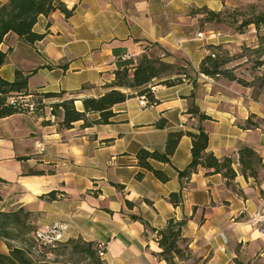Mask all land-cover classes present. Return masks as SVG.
<instances>
[{
	"label": "crops",
	"instance_id": "crops-1",
	"mask_svg": "<svg viewBox=\"0 0 264 264\" xmlns=\"http://www.w3.org/2000/svg\"><path fill=\"white\" fill-rule=\"evenodd\" d=\"M60 1L73 14L66 17L58 10L40 16L34 31L43 40L29 45L14 33L6 36L4 79L13 81L16 70L31 74L30 92L64 91L83 111L84 99L109 90L119 57L157 55L169 64L184 63L194 77L175 86L152 84L155 105L142 109L136 95L114 107L109 125L84 128L81 121L64 129L48 112L46 117L19 113L0 119V177L5 181L0 211L24 208L36 216L37 229L68 223L66 239L107 245L105 264H167L158 256L157 231L172 218L187 221L183 237L190 255L179 264H264V240L248 223L264 200V133L246 126L250 116H264V106L246 87L199 73L206 45L224 41L219 33L199 30L200 17L190 10L221 11V5L217 0ZM192 105L210 119L189 114ZM89 117L99 119L98 114ZM161 119L167 121L164 129L155 127ZM198 127L209 135L208 151L233 159L235 178L200 168L189 180L180 179L179 171L192 159L188 136L171 163H153L169 176L167 183L138 165L141 148L162 152L169 132ZM245 146L260 157L255 177L242 173L238 151ZM54 191L57 198L48 199ZM174 192L181 193L179 206L169 200ZM0 252L9 253L1 240Z\"/></svg>",
	"mask_w": 264,
	"mask_h": 264
},
{
	"label": "trees",
	"instance_id": "trees-1",
	"mask_svg": "<svg viewBox=\"0 0 264 264\" xmlns=\"http://www.w3.org/2000/svg\"><path fill=\"white\" fill-rule=\"evenodd\" d=\"M61 11L66 17H71L73 10H69L60 0H9L5 4H0V70L6 64L7 53L1 49L6 36L10 33L18 35L22 41L29 45H34L44 39L43 34L34 31V27L40 16L49 17L56 11ZM206 15V22L225 21L234 18V23L238 24L236 29L240 32L251 25L255 27L258 46L255 49L245 48L251 52L250 56L254 61V67L264 68V11H258L256 6L250 5L247 9L236 11L234 14L215 12L209 9L202 11ZM240 16V17H239ZM119 54L118 49L115 50ZM246 55H242L244 57ZM234 58L227 55L210 53L202 59L199 65V73L210 78L236 82L243 87L255 89V83L238 77L233 69L227 67ZM173 64L166 63L155 57L143 54L137 60L118 59V69L115 71V80L108 85L109 90L99 98H86L82 101L84 110L79 111L75 106V99L67 97V93L30 92L29 79L31 74H26L21 70H16L15 79L8 81L0 74V119L7 118L19 113H30L28 109L19 104H12L13 97L30 96L36 106L31 114L37 117H46L47 112L55 118L60 119L59 126L64 129H71L74 124L83 122L82 127H92L94 125H109L115 117L114 107L122 104L136 95H148L152 98L150 86L154 83L165 86H175L189 80L188 73H177L173 79ZM184 70L185 67H179ZM185 71V70H184ZM259 81L264 79L258 78ZM264 84H262L263 86ZM87 87H84L86 89ZM130 90L131 92H126ZM57 100L50 102V100ZM188 113L198 115L201 120H209L210 117L200 114L199 110L192 105ZM98 114V120L90 119V115ZM251 120H247L250 125ZM166 119H161L155 124L158 129L166 127ZM253 127V126H248ZM184 136L191 138L192 159L186 169L179 171L180 179L189 180L191 176L204 168L207 174H222L227 179L236 177L233 168L234 161L226 157L220 159L214 153L208 151L209 135L203 127H198L195 132L191 131H171L168 133L164 151L149 150L141 148L137 153L138 165L147 171L152 172L158 180L167 183L170 178L162 170L154 167L153 163L169 164ZM239 163L242 173L247 176L257 175L256 165L260 160L254 148L245 146L239 151ZM142 178V173L138 174V179ZM5 181L0 177V183ZM58 192H51L48 199L57 198ZM2 196L0 194V201ZM169 200L175 206L181 204L182 196L180 192L170 194ZM33 213L20 208L13 212L0 211V240L8 246L9 253L0 252V264H60L45 260H35L34 255L46 258L49 253L57 252L58 256L66 255L70 250L72 254L83 259L90 260L91 264H105V260L99 256V244L87 242L82 238L65 239L56 244L55 247L40 245L34 238L37 225L31 220ZM133 219L140 220L144 225L149 226L142 218L133 216ZM187 221L170 219L166 228L158 230V243L161 252L159 258L167 264H179L190 255L189 241L183 237V228ZM154 230V229H153ZM155 231V230H154ZM20 246H18V245Z\"/></svg>",
	"mask_w": 264,
	"mask_h": 264
},
{
	"label": "rangeland",
	"instance_id": "rangeland-1",
	"mask_svg": "<svg viewBox=\"0 0 264 264\" xmlns=\"http://www.w3.org/2000/svg\"><path fill=\"white\" fill-rule=\"evenodd\" d=\"M217 3L221 5V11L212 10L215 12H223L229 14H234L236 11H241L247 9L250 5L256 6L258 11H264V0H217ZM205 9H209L208 7L197 8L193 7L190 10V14L194 16H199L198 25L199 30H211L212 32L209 35L220 34L219 38L221 41H224L218 45H206L207 51L210 53L219 54L221 56H229L234 58L232 62H230L227 67L233 69L235 74L247 81L255 83L254 87L247 88L250 90V94L253 98L257 99L260 104L264 106V81H259L258 78L264 79V68L258 69L254 67V61L251 58V52L246 51L245 48L255 49L258 46V38L255 27L253 25L245 28L243 32H240L236 29L238 24L234 23V18H228L226 16L225 21L218 22H206V15L202 13ZM211 10V9H209ZM240 17V16H239ZM207 24V25H206ZM242 55H246L242 57ZM160 59L157 55H152V57ZM161 60V59H160ZM174 67L171 73L174 75L173 79H175V74L177 73H188L190 76L189 80L193 79V72L190 67H186L184 63L174 64ZM179 67H185V71L181 70ZM222 80L223 78H218ZM228 81V80H227ZM242 86V85H241ZM251 120L250 125L253 128H259L261 133H264V116H250ZM250 218V217H249ZM32 221H36V216L33 215L31 217ZM18 245V244H16ZM20 246V245H18ZM60 250L57 252L49 253L46 258H41L39 255H34L35 260H45L52 263H60V264H91L90 260L80 258L71 253L70 250L66 251V255L58 256Z\"/></svg>",
	"mask_w": 264,
	"mask_h": 264
},
{
	"label": "built area",
	"instance_id": "built-area-1",
	"mask_svg": "<svg viewBox=\"0 0 264 264\" xmlns=\"http://www.w3.org/2000/svg\"><path fill=\"white\" fill-rule=\"evenodd\" d=\"M199 36H202L200 34ZM136 58V55L125 56L124 59ZM152 98L148 95L139 96L140 107L145 109L149 106L156 104V99L153 97V91L155 90L153 86H150ZM12 104H19L21 107L28 109V112H33L35 110V105L32 102L30 96L26 97H13L10 99ZM39 153L45 151V146L40 143L38 145ZM249 225L254 229L258 235L264 240V200L258 209L250 216L248 220ZM69 229V224L64 222H57L52 225L46 226L41 229H37L34 233L35 240L42 246L55 247L57 243L64 241L66 239V234ZM106 244L102 243L99 245V256L104 258L106 253Z\"/></svg>",
	"mask_w": 264,
	"mask_h": 264
}]
</instances>
